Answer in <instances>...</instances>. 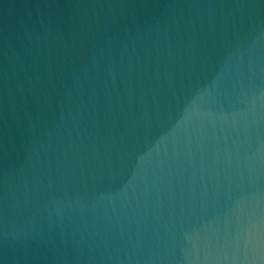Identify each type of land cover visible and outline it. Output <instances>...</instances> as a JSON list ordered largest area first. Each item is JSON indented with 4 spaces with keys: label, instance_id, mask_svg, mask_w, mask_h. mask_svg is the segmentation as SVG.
<instances>
[{
    "label": "water",
    "instance_id": "obj_1",
    "mask_svg": "<svg viewBox=\"0 0 264 264\" xmlns=\"http://www.w3.org/2000/svg\"><path fill=\"white\" fill-rule=\"evenodd\" d=\"M0 264H264V0H0Z\"/></svg>",
    "mask_w": 264,
    "mask_h": 264
}]
</instances>
